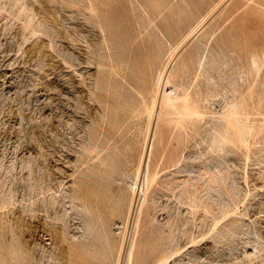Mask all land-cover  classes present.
I'll return each instance as SVG.
<instances>
[{"label":"rangeland","instance_id":"rangeland-1","mask_svg":"<svg viewBox=\"0 0 264 264\" xmlns=\"http://www.w3.org/2000/svg\"><path fill=\"white\" fill-rule=\"evenodd\" d=\"M118 263L264 264V0H0V264Z\"/></svg>","mask_w":264,"mask_h":264},{"label":"bare ground","instance_id":"bare-ground-1","mask_svg":"<svg viewBox=\"0 0 264 264\" xmlns=\"http://www.w3.org/2000/svg\"><path fill=\"white\" fill-rule=\"evenodd\" d=\"M91 3H93V2H91ZM103 5V2L102 1H100V4L99 5H94V4H90L89 5V8H90V10H91V12H92V14H93V16H94V18H95V21H93L94 23H98L99 25H101V27L103 28V30H102V32L104 33V35H106V29L104 28V26L102 25V22L103 21H107V20H110V18H111V15H110V13H107L108 11H104V12H101L100 10H98L99 8H101V10H105V8L102 6ZM101 28V29H102ZM106 42V41H105ZM154 72H152L151 74H153ZM168 73H169V70H168V66H166L165 67V69L164 70H162L159 74H158V85L159 86H161V85H163L165 88H163L164 89V92L162 93V95L160 96V98L158 97V95H155V97H154V99H155V103H154V106L152 107V110H151V117H152V119H154L153 117L155 116V114L157 115V117H158V120L162 117V115H163V113L164 112H167V111H171V110H173L174 112H177L178 114H180V116L183 118V120H187V119H189V117L191 116V113H192V109H191V104H190V102L188 101V98L187 97H182V95L181 94H179L177 91H176V89L174 88V89H171L173 86H172V83L170 82V80H169V78H168ZM145 74V76H143V78H145L144 79V83H143V85H141V86H143V87H145V88H142V91H141V98H140V100H139V98H137V99H135V101H134V104L132 105V111H135L137 108H138V105H140V103H142L143 102V100L145 101V99H146V97H147V91H146V89L148 88V87H152V83H151V81L149 80V75L151 76V74H150V72H145L144 73ZM159 89H161V88H159ZM169 89H171L170 91H168ZM159 91V90H158ZM159 93H161V92H159ZM158 98L160 99V109H159V111L156 113V102H157V100H158ZM127 100V99H126ZM107 102H110V100H107ZM163 107H165L166 108V110H164L163 109ZM236 113H238V108L237 107H235V106H233L232 108H229L227 111H226V113H225V115H226V122H227V124H234V122L236 121V116H235V114ZM155 119H157V118H155ZM154 119V120H155ZM157 121V120H156ZM150 122H151V120H150ZM153 123V122H152ZM149 126H151L150 124H149ZM154 127V126H153ZM154 129H155V127H154ZM151 131V128L149 129V132ZM153 131V130H152ZM152 133V132H151ZM148 134H150V133H148ZM153 138H155L153 135H152V137H151V139L149 140L150 142H149V145H147V146H149V150H151L152 151V149H153V146H154V142H153ZM147 142H148V140H147ZM146 142V143H147ZM146 147V146H145ZM147 150H148V148H147ZM148 150V151H149ZM145 154V153H144ZM150 154V153H149ZM144 157V156H143ZM149 159V158H148ZM162 159V158H161ZM142 161H144L143 159H142ZM161 161V160H160ZM142 165V164H141ZM145 168V167H144ZM143 170V169H142ZM149 170V169H148ZM145 171V170H144ZM141 172V171H140ZM142 173H144V172H142ZM147 173V172H146ZM145 173V174H146ZM144 174V175H145ZM146 178H144V179H146L145 180V183H146V181L148 180V175H146L145 176ZM213 180H216V178H214L213 177ZM144 182V181H143ZM141 185H142V183L139 185L138 184V181H136V182H134V184L133 185H131V188H132V191H133V193H134V195L137 193V190L139 191V189H140V191H143L144 192V194H145V192H146V190H145V187H144V185L141 187ZM177 186H180V183H179V185H178V183H177ZM181 187V186H180ZM185 187H181V189H180V191H179V199H180V202L181 203H183V204H185V203H187L186 202V200H188L189 199V201H191L190 203L188 202L187 204H192V203H196V195H195V197L193 196H191V194H189L188 195V197L185 195V193H187V190H188V188H187V190L186 189H184ZM197 189V188H196ZM148 190V189H147ZM149 191V190H148ZM147 191V192H148ZM175 191V190H174ZM188 193H189V191H188ZM138 194V193H137ZM142 194V193H141ZM147 194H145V196H146ZM198 198H199V196H198ZM134 201H133V203H132V205L130 206V207H128V208H126L125 209V214L128 212V215L129 216H131V213H132V211H133V207H134ZM199 205V204H198ZM195 206V205H194ZM165 249V248H164ZM133 252V251H132ZM176 253V252H175ZM169 256V255H168ZM133 258H134V256H133V253H130V256H129V263H131L132 262V260H133ZM169 258H171V257H169ZM164 261H165V259H164ZM162 262V261H161ZM167 262V261H166ZM160 263V262H159ZM119 264V263H118Z\"/></svg>","mask_w":264,"mask_h":264}]
</instances>
